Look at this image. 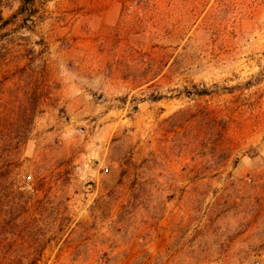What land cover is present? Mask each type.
I'll return each instance as SVG.
<instances>
[{"label":"rangeland","instance_id":"1","mask_svg":"<svg viewBox=\"0 0 264 264\" xmlns=\"http://www.w3.org/2000/svg\"><path fill=\"white\" fill-rule=\"evenodd\" d=\"M0 264H264V0H0Z\"/></svg>","mask_w":264,"mask_h":264},{"label":"trees","instance_id":"2","mask_svg":"<svg viewBox=\"0 0 264 264\" xmlns=\"http://www.w3.org/2000/svg\"><path fill=\"white\" fill-rule=\"evenodd\" d=\"M29 1V0H28Z\"/></svg>","mask_w":264,"mask_h":264}]
</instances>
